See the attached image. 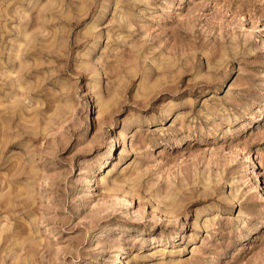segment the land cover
Here are the masks:
<instances>
[{
	"label": "rangeland",
	"instance_id": "obj_1",
	"mask_svg": "<svg viewBox=\"0 0 264 264\" xmlns=\"http://www.w3.org/2000/svg\"><path fill=\"white\" fill-rule=\"evenodd\" d=\"M0 264H264V0H0Z\"/></svg>",
	"mask_w": 264,
	"mask_h": 264
}]
</instances>
